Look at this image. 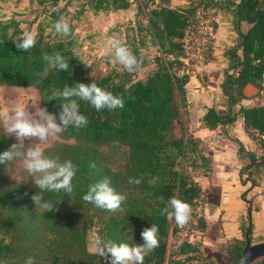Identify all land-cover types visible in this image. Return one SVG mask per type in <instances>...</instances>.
<instances>
[{
	"label": "trees",
	"instance_id": "obj_1",
	"mask_svg": "<svg viewBox=\"0 0 264 264\" xmlns=\"http://www.w3.org/2000/svg\"><path fill=\"white\" fill-rule=\"evenodd\" d=\"M176 1L179 4H173ZM69 3L70 0H38L41 11L49 10L36 23V45L28 52L18 51L13 42L22 37L17 23L0 22V41H4L0 43V86L33 88L41 106L56 114L58 123L59 104L64 101L54 94L78 82H96L122 97L125 104L114 111H96L89 103L78 100L79 111L88 119V125L69 127L60 135L61 142L46 151V156L60 162L70 160L78 169L71 197L63 191L40 193L44 201L55 203L62 199L56 205L58 210L45 212L35 206L32 197L39 189L35 185L29 191L21 185H8L12 162L0 165V264H25L28 257H33L35 264H110V254L106 260L87 249L91 232L104 240L142 245L141 232L152 224L159 228L160 243L145 257L144 264H216L203 260L196 245L189 241L178 244L172 255L169 248L175 240V223L160 215L172 197L190 204L193 213L204 195L195 177L206 176L211 170V160L204 155L201 140L180 121L185 108V85L193 65L185 58L183 41L197 24L198 12L211 16L217 11L231 19L236 37L222 53L225 66L219 84L226 112L220 116L208 108L199 119V128L218 129L223 138L236 145L238 158L247 161L241 172L245 176L243 182L254 187L264 167V104L240 103L264 95V0H83L81 7L92 15L125 11L133 6L134 37L128 47L142 58L140 67L147 60L139 49L154 50L153 69L142 80H133L132 73L126 70L96 79L86 77L88 67L73 52L77 47L73 30L70 36L63 37L52 27ZM210 27L204 38L203 60L211 51V35L216 26L212 23ZM43 53H60L69 60V70L49 69L47 77H41L39 73L46 66ZM249 88L254 89L250 96ZM238 116L243 133L254 143L258 154L244 152L238 140L228 137ZM12 144L13 140L0 132V154ZM115 146L126 151L118 170L111 168L109 153L104 151ZM106 177L118 193L126 196L123 212H108L82 199L90 185ZM129 178H142L143 182L129 184ZM152 178L157 179L155 186L148 183ZM191 219L189 232L203 231V217L192 214ZM239 230L240 238L227 240L222 250L228 264L238 263L246 233L251 242L252 224L246 215ZM252 264H264V258Z\"/></svg>",
	"mask_w": 264,
	"mask_h": 264
},
{
	"label": "clouds",
	"instance_id": "obj_2",
	"mask_svg": "<svg viewBox=\"0 0 264 264\" xmlns=\"http://www.w3.org/2000/svg\"><path fill=\"white\" fill-rule=\"evenodd\" d=\"M52 27L59 36L71 35L70 23L64 17L57 20ZM13 42L18 51L28 52L36 45V34L32 31H26L22 37L13 40ZM0 43H4V41H0ZM103 54L112 58L113 65H120L129 73L135 72L143 62L142 58H138L118 38H113L107 42ZM42 59L46 66L39 75L43 78L47 77L49 69L69 70V60L60 53L54 55L43 53ZM54 95L64 101L59 104L61 108L58 117L59 123L56 114L49 113L47 108L38 106L35 113H30L27 105L23 104L15 105L10 111L7 109L0 110V125H2L4 133L14 135L17 141L8 150L0 154V165H6L14 160L21 162L23 169L33 178L35 186L39 189L33 195L32 200L35 206L42 207L45 212L58 210L56 205L62 199L55 203L44 201L40 193L63 191L71 197L74 191L73 180L78 169L70 160L60 162L56 158L46 156L43 146L58 140L60 135L69 127L81 128L88 125V119L79 111L78 100L89 103L96 111L104 109L114 111L122 109L125 104L122 97L102 89L96 82L90 85L78 82L70 87L65 86L62 91ZM25 140H35L36 142L26 147ZM90 167L94 169L95 164L90 165ZM142 182V178H129L128 180L129 184L134 185H140ZM148 183L150 186H155L157 179L152 178ZM82 199L99 209L116 213L124 211L122 204L125 202L126 196L118 193L111 185L110 179L106 177L90 185ZM160 215L173 220L178 228L183 229L191 221L192 208L190 204L172 197L160 210ZM158 233L159 228L155 224L143 229L141 232L142 245H130L125 242L116 243L96 235L91 241V251L106 260L109 259L110 254V264H144L145 257L159 247ZM246 260V257L242 258L241 264H246ZM25 264H35V259L28 257Z\"/></svg>",
	"mask_w": 264,
	"mask_h": 264
},
{
	"label": "crops",
	"instance_id": "obj_3",
	"mask_svg": "<svg viewBox=\"0 0 264 264\" xmlns=\"http://www.w3.org/2000/svg\"><path fill=\"white\" fill-rule=\"evenodd\" d=\"M211 22L216 26L211 35V51L206 54L204 60L201 54L191 66L189 80L185 85L186 107L182 115L183 124L194 137L201 140L203 153L211 160L210 172L206 176L195 177V181L204 191L200 207L204 229L201 232L195 231L197 238L189 241L196 245L202 257L218 263L217 255L223 254L226 241L240 238L239 224L246 215V201L250 203L251 208L250 244H258L264 240V176L256 186L249 187L248 183L243 182L244 175H241V172L244 159L238 158L236 145L223 138L218 129L199 128V119L208 108H213L220 116L226 112V102L219 90L225 66L222 53L233 45L236 37L227 14L211 12ZM248 101L249 99L244 100L240 104L252 106ZM237 108L233 110L236 111ZM228 137L238 140L243 150L259 153L254 143L243 133L239 116ZM208 229H211L210 232Z\"/></svg>",
	"mask_w": 264,
	"mask_h": 264
},
{
	"label": "rangeland",
	"instance_id": "obj_4",
	"mask_svg": "<svg viewBox=\"0 0 264 264\" xmlns=\"http://www.w3.org/2000/svg\"><path fill=\"white\" fill-rule=\"evenodd\" d=\"M83 0H70L69 5L64 7V12L61 17L66 18L77 38V47L74 49V54L83 60L88 67L87 78L96 79L101 76L110 74L112 72H122L125 71L120 65H113L110 56L104 55V48L107 42L113 38H118L121 42L128 46L134 37L133 33V6L125 11L117 12H100L96 15H92L86 8L81 7ZM173 4H179L178 1ZM61 6V3H60ZM63 6V5H62ZM48 12L49 8L44 9ZM41 11L39 7L38 0H0V22L7 23L9 21H14L17 23L18 28L21 31V36L26 31H36V23L43 18L47 13ZM43 14V16H42ZM203 19L207 24L206 35L197 33V24L193 25L187 32V39L183 41L185 58L187 61H193V64L200 58L201 53L204 50L206 38L210 32L211 26V16L208 12H201ZM35 20V21H34ZM48 19L44 18L47 22ZM10 32V31H8ZM196 42H195V41ZM196 44V45H195ZM140 53L146 58V64L139 67L135 72L132 73L133 80H142L148 75L153 66L151 64V57L153 56L154 50L152 48L139 49ZM254 93V89L249 88L247 94L250 96ZM17 104L27 105L30 113H35L37 106L41 107L38 95L33 88L20 89L0 86V110H11ZM249 105L264 104V95H260L256 98H250L248 101ZM186 107V103H185ZM181 123L183 124V115L181 114ZM177 127H175L174 132L177 134ZM0 132L4 133L2 125H0ZM5 134V133H4ZM7 135V134H6ZM13 140V143H17L14 135H7ZM35 140H25V146H30L35 143ZM61 142L60 138L58 140L51 141L49 144L44 145L45 155L46 151L54 146L56 143ZM105 152L109 153L110 156V166L113 170H118L124 161L125 148L121 146H115L108 149H104ZM244 152H250L244 150ZM255 153V152H253ZM257 154V153H255ZM244 159L242 166L246 164ZM261 172V173H260ZM260 174L257 178L264 176V167L260 169ZM21 180L18 181L17 179ZM245 178V176H243ZM247 183V182H245ZM7 184L11 186L21 185L24 186L28 191L32 190L34 187L33 178L23 169L22 164L19 160L12 161V166L7 174ZM213 194V191L210 190ZM210 197V195H208ZM207 198V194H206ZM209 199V198H208ZM202 216L201 211L198 212V216ZM195 224V223H194ZM192 226H194L192 224ZM211 230V229H210ZM208 229V231L210 232ZM95 237V233L91 232L88 236L87 249L91 251V241ZM197 235L194 231H190V239L195 240ZM190 242V241H189ZM252 243V242H249ZM178 244L176 240L170 242V253L175 254V247ZM254 245V244H251ZM199 256L203 260H207L202 257L200 252ZM218 256V257H217ZM218 263L216 264H228L227 259L223 254L217 255ZM193 264L196 261H192Z\"/></svg>",
	"mask_w": 264,
	"mask_h": 264
},
{
	"label": "water",
	"instance_id": "obj_5",
	"mask_svg": "<svg viewBox=\"0 0 264 264\" xmlns=\"http://www.w3.org/2000/svg\"><path fill=\"white\" fill-rule=\"evenodd\" d=\"M247 209H246V216L250 219V203H247ZM247 234H245L244 236V241H245V246L241 252V255L239 257L238 263L237 264H241V259L246 257V264H252L253 262L259 260V259H263L264 258V242L263 243H258V244H254L251 245L249 243Z\"/></svg>",
	"mask_w": 264,
	"mask_h": 264
},
{
	"label": "built area",
	"instance_id": "obj_6",
	"mask_svg": "<svg viewBox=\"0 0 264 264\" xmlns=\"http://www.w3.org/2000/svg\"><path fill=\"white\" fill-rule=\"evenodd\" d=\"M199 13L201 12H198L196 14V20H197V33L198 34H201L202 31L204 32H207V24L205 22V20L203 19L202 15H199ZM209 33V32H208ZM203 34V33H202ZM203 35H206V33H204ZM186 39H184L185 41ZM195 41V40H194ZM196 42V41H195ZM196 45V44H195ZM200 207H201V203L198 201L197 202V207L195 209V211H193V215L195 216H198V212L200 211ZM193 219H191V222H192ZM190 224V223H189ZM189 224L183 228V229H180L178 228L176 225L174 227V237H175V240L177 241V244H180V242H185V241H189L190 239V232H189Z\"/></svg>",
	"mask_w": 264,
	"mask_h": 264
}]
</instances>
